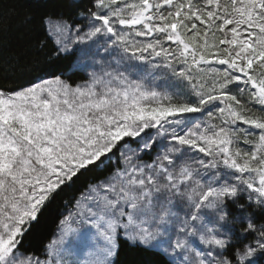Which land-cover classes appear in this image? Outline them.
Returning <instances> with one entry per match:
<instances>
[{
  "label": "snow or ice",
  "instance_id": "obj_1",
  "mask_svg": "<svg viewBox=\"0 0 264 264\" xmlns=\"http://www.w3.org/2000/svg\"><path fill=\"white\" fill-rule=\"evenodd\" d=\"M71 7L41 24L52 53L91 59L87 79L53 64L0 87V264H118L125 248L264 264V0ZM88 177L54 238L23 251L44 208Z\"/></svg>",
  "mask_w": 264,
  "mask_h": 264
},
{
  "label": "trees",
  "instance_id": "obj_2",
  "mask_svg": "<svg viewBox=\"0 0 264 264\" xmlns=\"http://www.w3.org/2000/svg\"><path fill=\"white\" fill-rule=\"evenodd\" d=\"M71 4L70 0H0V87L15 88L41 77L50 78L48 69L53 64L63 70L62 78L70 79L74 84L87 79L88 71L92 70L91 59L79 52L59 56L52 53L54 37L48 39L41 24V17H51L47 29L51 31L59 18L71 20L74 17ZM41 41L45 43L41 44ZM103 56L101 51L96 58ZM77 62L89 67L86 70L73 67ZM118 157L119 154L114 158V164ZM144 159L149 157L144 156ZM89 180L94 178L78 182L44 208L25 237L23 251L41 252L56 234L60 220L72 209L73 198L79 196ZM118 264H158V261L152 252L125 248L118 257Z\"/></svg>",
  "mask_w": 264,
  "mask_h": 264
},
{
  "label": "rangeland",
  "instance_id": "obj_3",
  "mask_svg": "<svg viewBox=\"0 0 264 264\" xmlns=\"http://www.w3.org/2000/svg\"><path fill=\"white\" fill-rule=\"evenodd\" d=\"M68 215V214H67ZM72 227L73 228H78L79 226L75 223V222H73L72 223ZM58 231V230H57ZM57 231H56V234H57ZM55 234V235H56ZM54 238V237H53ZM71 239L74 241L75 240V235H73L72 237H71ZM82 246V245H81ZM67 259H69V260H74L75 259V257L74 256H68L67 257Z\"/></svg>",
  "mask_w": 264,
  "mask_h": 264
},
{
  "label": "water",
  "instance_id": "obj_4",
  "mask_svg": "<svg viewBox=\"0 0 264 264\" xmlns=\"http://www.w3.org/2000/svg\"><path fill=\"white\" fill-rule=\"evenodd\" d=\"M73 2V0H71ZM81 0H78V2H80Z\"/></svg>",
  "mask_w": 264,
  "mask_h": 264
}]
</instances>
